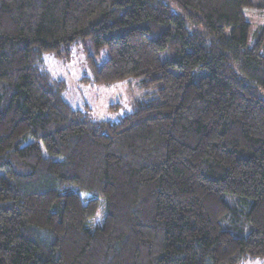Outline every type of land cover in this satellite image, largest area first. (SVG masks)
Instances as JSON below:
<instances>
[{
    "label": "trees",
    "instance_id": "obj_1",
    "mask_svg": "<svg viewBox=\"0 0 264 264\" xmlns=\"http://www.w3.org/2000/svg\"><path fill=\"white\" fill-rule=\"evenodd\" d=\"M262 8L0 0V264L264 259V25L250 46L246 16ZM86 40L109 59L83 81L146 91L120 122L45 69Z\"/></svg>",
    "mask_w": 264,
    "mask_h": 264
},
{
    "label": "rangeland",
    "instance_id": "obj_2",
    "mask_svg": "<svg viewBox=\"0 0 264 264\" xmlns=\"http://www.w3.org/2000/svg\"><path fill=\"white\" fill-rule=\"evenodd\" d=\"M264 4V0H255ZM246 10V16L251 24L250 46H252V34L260 26L264 25V8ZM254 11V12H253ZM71 54L57 58L53 53L45 55V69L52 77L66 83L64 91L67 101L73 108L85 111L94 120L120 122V120L131 114L135 109L136 101L145 95L144 90L139 87V80L118 82L114 85H93L83 81L85 78L92 79L94 72L90 66L91 59L95 60L97 66L104 64L109 59L108 49L96 54L92 40L79 42L71 47ZM99 224L104 218V209L98 212ZM102 217V220H101ZM244 264H264V259L250 258Z\"/></svg>",
    "mask_w": 264,
    "mask_h": 264
}]
</instances>
